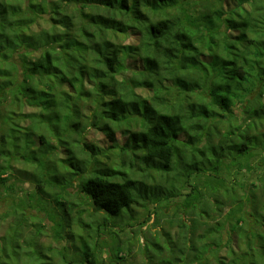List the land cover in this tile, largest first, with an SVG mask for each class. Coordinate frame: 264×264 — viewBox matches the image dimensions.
<instances>
[{
    "label": "trees",
    "instance_id": "obj_1",
    "mask_svg": "<svg viewBox=\"0 0 264 264\" xmlns=\"http://www.w3.org/2000/svg\"><path fill=\"white\" fill-rule=\"evenodd\" d=\"M45 4L0 0V200L14 193L15 160L36 167L30 179L38 195L53 179L38 171L40 155L55 164L79 160V189L106 218L189 187L184 204L198 209L191 230L203 227L186 246L192 256L182 252L178 261L264 264V0ZM134 33L137 44L120 40ZM83 120L104 131L120 154L160 171L170 188L103 166L92 155L98 149L74 138ZM60 123L62 133L55 129ZM117 131L126 137L120 146ZM74 142L94 158L76 157ZM60 146L64 158L54 155ZM222 190L231 191V205L219 199ZM21 221H8L0 234V264H55L40 230L24 236ZM82 246L78 261L95 264V252ZM65 249L60 260L72 264Z\"/></svg>",
    "mask_w": 264,
    "mask_h": 264
},
{
    "label": "rangeland",
    "instance_id": "obj_2",
    "mask_svg": "<svg viewBox=\"0 0 264 264\" xmlns=\"http://www.w3.org/2000/svg\"><path fill=\"white\" fill-rule=\"evenodd\" d=\"M51 1L45 0L47 3L45 6L48 7ZM139 39L140 33L129 36L120 35V40L124 43L137 44ZM142 93L147 94L145 91ZM84 123L85 120L81 123V136L74 135V138L98 149L92 155H96L103 166L111 165L126 170L133 177L142 180L148 187L160 185L161 189L170 188V185L161 178L160 171L146 166L141 157L130 152L123 151L120 154L116 148L109 146L111 142L104 131L89 125L84 126ZM26 124L27 122L22 121V125ZM55 129L62 133L66 127L60 123L55 124ZM221 129L225 128L221 127ZM43 132L48 139L53 138V135L48 134L45 128ZM115 137L119 146L126 142V137L119 131L115 133ZM70 147L80 159L87 156L94 158L90 156L87 147L80 151L76 142ZM64 151L65 148L60 146L54 155L64 158L67 156ZM73 161L74 164L68 160L55 164L48 155H40L39 162L37 161L38 171L46 179L50 176L53 179H49L51 184L44 187V194L38 195L34 192L36 185L34 180L30 179L36 167L26 159L15 160V171L11 176L14 193L7 202L0 200V234L8 225V221H14V219H21V222H24V236L38 228L40 242L49 245V255H53L55 264H65L60 260L59 252L62 247H66L62 252L67 261L73 260L72 264H81L78 260L83 257L81 250L84 249L82 246L84 242L95 252L97 259L95 264H198L197 262L189 263V259L178 261L180 257H183L182 252L189 253V257L192 256V251L187 252V250L194 245L192 239L203 227L200 224L198 230H191L194 213L198 209L194 211L191 205L184 204L185 193L189 191V187L182 189L181 195L161 198L154 204L149 200L143 207L132 206V209L127 212H125L127 208H124V213L106 218L101 213L95 212L90 198L80 191V179L85 174L76 176L81 164L79 160ZM208 175L211 177L210 174ZM254 182L255 187L259 185V180L255 179ZM62 187L66 189L62 190ZM245 187L249 188V185L246 184ZM235 190H239L238 186ZM219 193V199L231 205L232 200L229 199L231 191L222 190ZM208 199L213 201V196H208ZM230 205L223 209V213L232 207ZM66 206L69 210L67 215L64 212ZM49 213L52 214L54 221H60L62 224L53 225L47 216ZM216 217L221 219L219 215H213L211 219L214 220ZM207 220L209 221L208 218ZM55 232L60 233L59 237L55 235ZM68 234L72 237L66 238ZM181 234L187 238V242L182 243Z\"/></svg>",
    "mask_w": 264,
    "mask_h": 264
}]
</instances>
